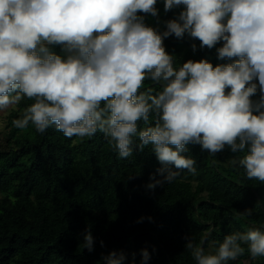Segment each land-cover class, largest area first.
Here are the masks:
<instances>
[{
	"label": "clouds",
	"instance_id": "clouds-1",
	"mask_svg": "<svg viewBox=\"0 0 264 264\" xmlns=\"http://www.w3.org/2000/svg\"><path fill=\"white\" fill-rule=\"evenodd\" d=\"M156 4L0 0V110L34 100L14 127L31 122L43 134L54 125L68 138L101 132L121 159L150 146L160 167L150 174L149 190L172 183L182 169L196 173L195 160L182 154L189 142L213 156L226 146L244 153L230 163L264 183V0H164L165 13L183 7L163 21V31L146 23L148 15L161 23ZM185 34L199 40L200 49L222 42L218 59L231 62L213 66L189 59L175 67L164 40ZM54 45L62 54L51 50ZM191 48L195 52L197 45ZM146 80L162 90L140 91ZM151 113L154 125L140 128L137 122L148 125ZM82 235L83 248L93 252L90 229ZM184 239L196 264H228L246 250L252 259L264 257V230L258 227L225 236L214 253ZM140 255L147 264L148 250ZM127 259L123 250L101 255L103 264Z\"/></svg>",
	"mask_w": 264,
	"mask_h": 264
},
{
	"label": "trees",
	"instance_id": "trees-1",
	"mask_svg": "<svg viewBox=\"0 0 264 264\" xmlns=\"http://www.w3.org/2000/svg\"><path fill=\"white\" fill-rule=\"evenodd\" d=\"M156 7L161 23L150 15L146 23L163 31V21L175 18L183 6L165 13L164 0H157ZM199 45L187 34L164 40L175 67L189 59L213 66L231 62L218 59L222 42L212 49ZM50 48L62 54L60 45ZM149 88L153 94L162 90L146 80L140 91ZM259 95L251 99L258 101ZM32 103L24 98L10 111L0 143V264H103L101 255L112 250L128 254L125 264H132L136 253L135 264H141L145 248L151 257L147 264H196L185 236L214 253L227 235L264 230V183L247 179L242 167L230 163L244 153L226 146L213 156L189 142L182 154L195 160L196 173L182 169L172 183L149 190L150 174L160 167L150 146L121 159L101 132L68 138L54 125L38 133L31 122L17 129L13 121ZM137 123L154 125L155 114L148 125ZM245 209L252 214L241 215ZM88 229L95 241L91 253L83 248ZM228 264H264V257L252 259L246 250Z\"/></svg>",
	"mask_w": 264,
	"mask_h": 264
},
{
	"label": "rangeland",
	"instance_id": "rangeland-1",
	"mask_svg": "<svg viewBox=\"0 0 264 264\" xmlns=\"http://www.w3.org/2000/svg\"><path fill=\"white\" fill-rule=\"evenodd\" d=\"M14 107H16V104L11 105L8 109L0 110V143L3 141V133L7 130V117Z\"/></svg>",
	"mask_w": 264,
	"mask_h": 264
}]
</instances>
